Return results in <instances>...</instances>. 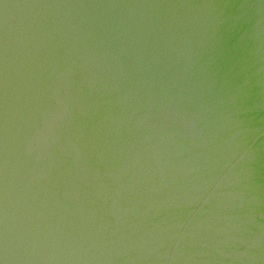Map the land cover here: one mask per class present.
I'll use <instances>...</instances> for the list:
<instances>
[{"label":"water","instance_id":"obj_1","mask_svg":"<svg viewBox=\"0 0 264 264\" xmlns=\"http://www.w3.org/2000/svg\"><path fill=\"white\" fill-rule=\"evenodd\" d=\"M0 264H264V0H0Z\"/></svg>","mask_w":264,"mask_h":264}]
</instances>
